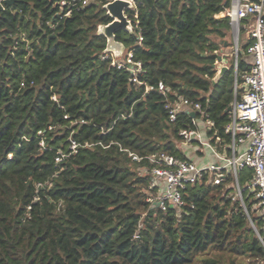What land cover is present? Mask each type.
I'll use <instances>...</instances> for the list:
<instances>
[{"label":"trees","instance_id":"1","mask_svg":"<svg viewBox=\"0 0 264 264\" xmlns=\"http://www.w3.org/2000/svg\"><path fill=\"white\" fill-rule=\"evenodd\" d=\"M110 1L0 0V264H264L232 176L189 184L181 208L149 201L158 190L147 156L198 163L185 151L195 142L179 145L191 115L171 122L169 102H200L212 143L231 141L229 108L251 69L244 46L237 69L229 64L214 82L232 29L219 15L231 0H135L133 31L116 39L141 62L138 82L98 33L112 20ZM251 177L246 169L240 182Z\"/></svg>","mask_w":264,"mask_h":264},{"label":"built area","instance_id":"2","mask_svg":"<svg viewBox=\"0 0 264 264\" xmlns=\"http://www.w3.org/2000/svg\"><path fill=\"white\" fill-rule=\"evenodd\" d=\"M130 1L135 8L136 1ZM222 15L229 17L236 37L237 61L240 37L244 30L247 35L246 53L252 57L251 69L243 75V92L240 98H235L231 106L230 121L225 129L231 136V141L225 143L222 150L212 143L208 130L215 124L200 102L184 96H179L175 102H169L166 107L171 122L177 121L180 113L194 114L191 115V120L195 127L181 129L179 133L184 145L189 146L195 142L196 147L208 150L213 160L198 164L165 152L147 156L146 158L153 164L150 171L152 176L150 189L158 190L157 195H152L149 201L154 205L158 203L156 206L164 211L168 209L169 204L181 208L184 204L183 191L189 184H195L208 175L209 182L216 185L232 176L233 182L229 186L234 188L235 199H240L251 225L260 233L251 213L256 211V215L262 221L261 228L264 232V0H231L230 6ZM115 57L122 59L118 63L119 68L126 65L135 71L133 81L138 82L136 75L142 72V64L134 63L133 53L128 52L124 56ZM157 90L166 94L167 88L160 82ZM221 141L218 137L217 142ZM71 148L73 150L77 148L75 141L72 142ZM131 155L134 160L143 159ZM60 160L61 158H57V161ZM246 169L252 170V177L243 188L240 174ZM246 191L248 197L252 196L254 208L249 209L247 206L244 195ZM260 239L264 244L262 236Z\"/></svg>","mask_w":264,"mask_h":264},{"label":"water","instance_id":"3","mask_svg":"<svg viewBox=\"0 0 264 264\" xmlns=\"http://www.w3.org/2000/svg\"><path fill=\"white\" fill-rule=\"evenodd\" d=\"M13 1L14 0H6V2L9 4H11ZM104 8L110 15L112 20L108 24L100 25L98 33L104 35L107 38L106 51L112 52L114 55L121 56L124 53L125 46L123 43L119 42L116 39V34L120 30L126 32L133 31L132 21L127 15V11L133 9V3L130 0H112L105 4ZM222 60L223 58L219 56L218 62ZM219 67L220 72L215 77L214 82H217L221 78V76L228 70V66L226 65H220ZM229 110H231V107L229 108ZM191 115L194 116L193 113ZM156 205H158V203H156ZM258 235L259 237L261 236L260 233H258Z\"/></svg>","mask_w":264,"mask_h":264},{"label":"rangeland","instance_id":"4","mask_svg":"<svg viewBox=\"0 0 264 264\" xmlns=\"http://www.w3.org/2000/svg\"><path fill=\"white\" fill-rule=\"evenodd\" d=\"M219 16H223V15L220 14ZM226 39H227V42H229L230 45L229 46L228 45L227 46L221 45V48L218 51V54L223 58V60L217 63V75L220 72V67H219L220 65H226V66L229 67V64L236 63V61H237V56H236V40H235L236 37L233 34V29H231V32L229 33V35H228V37ZM240 42H241L240 44L242 45L244 43L243 42V39ZM239 50H240V47H239ZM179 145L181 147H183L184 141L182 140L179 143ZM191 146H193V145H189L187 147L190 148ZM198 148H200V147H195L193 149L194 151H192V153L196 152V154L198 156H200V157H203L205 155L207 156V154H209V155H211V158H213L212 154L208 150H205V151L203 150L202 151L203 154H201V153H199V151H196ZM141 173L144 174V170L143 169H142ZM248 182L241 183L242 187L245 188L247 186ZM232 195H233L234 198L236 197V196H234V194H232ZM252 207L254 208L253 205H252ZM238 260H242L246 264H251V260L249 258H247V257H238Z\"/></svg>","mask_w":264,"mask_h":264},{"label":"crops","instance_id":"5","mask_svg":"<svg viewBox=\"0 0 264 264\" xmlns=\"http://www.w3.org/2000/svg\"><path fill=\"white\" fill-rule=\"evenodd\" d=\"M233 34H234V32H233ZM242 39H243V42L244 43L241 45L240 44L241 42H239V44H240V50H243L244 49V46H246L247 35H246V31L245 30L242 31V34H241V37H240V41ZM126 52H127V49L125 48L124 53L121 56H124L126 54ZM247 59H249V61H251L252 60V57H250L249 55H247ZM242 86H243V84H241L240 88L243 90V87ZM202 128L204 129V126H202ZM205 130H206V128H205ZM184 147L186 148V146L183 145L182 149H184ZM203 150L205 151L204 148L203 149L198 148L196 151H203ZM185 151L188 152L191 155V158H193L195 161H197L200 164L205 163V162L207 163V162H210V161L213 160V158H211V155H209V154H207V156L205 155L203 157H200V156H198L196 154V152L192 153V151H194V150L188 151L187 148H186Z\"/></svg>","mask_w":264,"mask_h":264}]
</instances>
